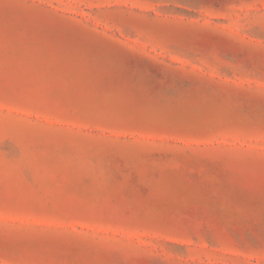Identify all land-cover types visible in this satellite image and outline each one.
Instances as JSON below:
<instances>
[{
	"label": "rangeland",
	"instance_id": "rangeland-1",
	"mask_svg": "<svg viewBox=\"0 0 264 264\" xmlns=\"http://www.w3.org/2000/svg\"><path fill=\"white\" fill-rule=\"evenodd\" d=\"M0 264H264V0H0Z\"/></svg>",
	"mask_w": 264,
	"mask_h": 264
}]
</instances>
